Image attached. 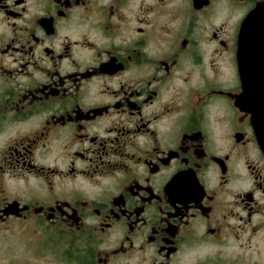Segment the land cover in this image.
<instances>
[{"label":"flooded vegetation","instance_id":"1","mask_svg":"<svg viewBox=\"0 0 264 264\" xmlns=\"http://www.w3.org/2000/svg\"><path fill=\"white\" fill-rule=\"evenodd\" d=\"M261 5L0 0V264H264Z\"/></svg>","mask_w":264,"mask_h":264},{"label":"water","instance_id":"2","mask_svg":"<svg viewBox=\"0 0 264 264\" xmlns=\"http://www.w3.org/2000/svg\"><path fill=\"white\" fill-rule=\"evenodd\" d=\"M238 68L243 94L238 105L252 113V124L264 152V5L252 11L238 37Z\"/></svg>","mask_w":264,"mask_h":264}]
</instances>
